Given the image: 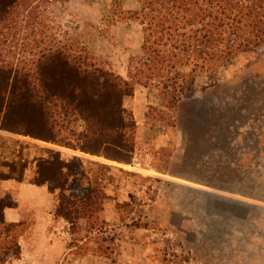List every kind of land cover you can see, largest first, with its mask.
<instances>
[{"label":"rangeland","instance_id":"1","mask_svg":"<svg viewBox=\"0 0 264 264\" xmlns=\"http://www.w3.org/2000/svg\"><path fill=\"white\" fill-rule=\"evenodd\" d=\"M36 8L50 31L129 78L144 28L121 12L138 10V0H45ZM165 81L138 85L126 102L137 122L132 165L0 129V202L13 206L0 226V264H264V47L199 69L172 107ZM46 148L83 160L82 180L67 194L104 188L108 198L90 224L58 218V195L34 184ZM90 160L114 167L105 172Z\"/></svg>","mask_w":264,"mask_h":264},{"label":"trees","instance_id":"2","mask_svg":"<svg viewBox=\"0 0 264 264\" xmlns=\"http://www.w3.org/2000/svg\"><path fill=\"white\" fill-rule=\"evenodd\" d=\"M43 1L0 0V129L114 164H133L137 122L126 102L138 85L166 79L163 96L172 107L199 69L213 71L264 47V0H138V10H121L122 20L144 28L142 55L126 79L100 66L67 33L50 31L36 8ZM182 69L188 73L173 76ZM46 153L34 184L58 195V218L90 224L108 198L104 188L67 194L82 180V158L65 160L56 148ZM91 162L105 172L114 167ZM12 207L0 202L3 228Z\"/></svg>","mask_w":264,"mask_h":264},{"label":"water","instance_id":"3","mask_svg":"<svg viewBox=\"0 0 264 264\" xmlns=\"http://www.w3.org/2000/svg\"><path fill=\"white\" fill-rule=\"evenodd\" d=\"M220 205H222L223 209L229 210L233 213H236L238 215H242V214H248V209H246L245 207H241V206H237L234 204H228L226 202H218Z\"/></svg>","mask_w":264,"mask_h":264}]
</instances>
